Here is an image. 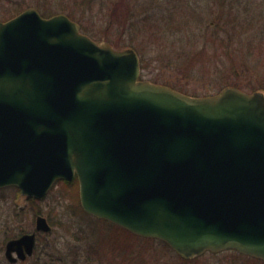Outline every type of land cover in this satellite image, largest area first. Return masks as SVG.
<instances>
[{
	"label": "water",
	"instance_id": "95a60500",
	"mask_svg": "<svg viewBox=\"0 0 264 264\" xmlns=\"http://www.w3.org/2000/svg\"><path fill=\"white\" fill-rule=\"evenodd\" d=\"M75 177L86 213L183 259L264 260V93L142 79L134 49L28 7L0 21V187L40 199ZM50 230L36 215L35 231ZM35 231L6 241L9 261L32 254Z\"/></svg>",
	"mask_w": 264,
	"mask_h": 264
},
{
	"label": "rangeland",
	"instance_id": "374dc122",
	"mask_svg": "<svg viewBox=\"0 0 264 264\" xmlns=\"http://www.w3.org/2000/svg\"><path fill=\"white\" fill-rule=\"evenodd\" d=\"M125 2L0 0V21L19 6V12L28 7L51 15L71 12L86 30L83 33L100 44L134 49L142 79L192 96L212 95L224 86L264 93L260 88L264 85V0H178L179 9L189 7L194 14L183 22L158 18L172 0H128L131 19L136 21L122 22V27L121 22H106L103 12L117 4L116 16L123 14ZM144 16L146 21L140 20ZM231 81L236 85L228 84ZM37 214L49 219L51 232L38 234V258L35 254L24 264H264L231 250L206 252L184 262L163 241L89 215L80 206L77 187L60 181L33 201L14 186L0 188V264H7L3 260L6 240L17 232L33 230Z\"/></svg>",
	"mask_w": 264,
	"mask_h": 264
},
{
	"label": "trees",
	"instance_id": "16d2710c",
	"mask_svg": "<svg viewBox=\"0 0 264 264\" xmlns=\"http://www.w3.org/2000/svg\"><path fill=\"white\" fill-rule=\"evenodd\" d=\"M177 2H178V0H172L171 4H169L168 6L164 7L163 10H160L162 12L159 11L158 18L160 20H163V21H165V20H167V18H169L173 22H175V21L183 22V20H190L192 18V15H194L193 12L189 9V7H186V6L185 7H186L187 10L183 6L179 9L178 8L179 5L176 4ZM20 7L21 6H19L18 8H15L14 9V12L13 11L9 12L8 13V16L4 20H6V19L14 16L15 14H17L21 10ZM116 7H117V4H114L113 6L110 7V11L109 10H106L105 12H103V14H105V16L107 14V17H106V20H105L106 22H108V23H112V22H115V21L121 22V23H119V27H122L123 24H124L122 22L133 23V22L136 21L134 19H131V16L133 15L132 14V11H131L132 10V7H131V3L128 2V0H126V2L122 6L123 9H124L123 10L124 11L123 14L120 13V15L116 16L117 15V13H115V10H117ZM89 8H90V6H89ZM40 14L42 16H44V17H49L53 13H46L44 11H41ZM66 14L71 19H74V15L71 12H66ZM146 18H148V17L147 16H144L140 20L146 21ZM80 29H81L82 32L86 31V30H84V27H83L82 24L80 25ZM89 34L91 36H93V37L95 36L94 34H91V33H89ZM228 84H235L236 85V83L233 82V81H231ZM260 88L264 89V85H260ZM60 182L68 183L67 181H60ZM71 183L75 185V188L77 187V181H76V179H74L73 181H71ZM29 200L33 201L34 199H29ZM19 233H21V232H19ZM235 253H236V255L239 254L237 252H235ZM238 256H243V255L239 254ZM245 257H247V256H245ZM248 258H250V257H248ZM184 262H186V261H184Z\"/></svg>",
	"mask_w": 264,
	"mask_h": 264
},
{
	"label": "flooded vegetation",
	"instance_id": "af4514ba",
	"mask_svg": "<svg viewBox=\"0 0 264 264\" xmlns=\"http://www.w3.org/2000/svg\"><path fill=\"white\" fill-rule=\"evenodd\" d=\"M38 215V214H37ZM90 215V214H89ZM93 216V215H92ZM93 217H95V216H93ZM46 218V217H45ZM97 218V217H96ZM46 220L48 221V223L50 224V221H49V219H47L46 218ZM51 226V225H50ZM35 231V226H34V229L33 230H30V231H24V232H21V233H19V232H17L15 235L16 236H13V237H11V238H15V237H18L19 235H21V234H23V233H26V232H29V233H31V232H34ZM127 231V230H126ZM51 231H49V232H42V231H35V242H34V246H33V251H32V254L31 255H29V256H26V258L25 259H17L16 261H14V262H11V261H9L7 258H6V256H5V254H4V258H3V260H5L6 262H7V264H24L25 263V261L29 258V257H31V256H33V255H37L36 257L38 258V253H39V247H38V245H39V243H38V234L39 233H50ZM129 232V231H128ZM11 238H9V239H11ZM8 240V239H7ZM6 240V241H7ZM6 243V242H5ZM91 248V247H90ZM4 250H5V244H4V249H3V252H4ZM93 251V250H92ZM93 253H98V252H93ZM14 255H16V253L14 252L13 253ZM46 255V258H44L45 259V261L48 263L49 262V256H50V254L49 253H45ZM95 256H97V255H95ZM114 259H118V258H114ZM124 260H128V258H123ZM3 260H1V261H3ZM183 260V259H182ZM189 260V259H188ZM126 264H127V261L125 262Z\"/></svg>",
	"mask_w": 264,
	"mask_h": 264
}]
</instances>
